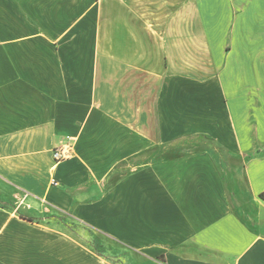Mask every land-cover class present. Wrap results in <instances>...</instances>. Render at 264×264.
<instances>
[{"label":"crops","instance_id":"crops-1","mask_svg":"<svg viewBox=\"0 0 264 264\" xmlns=\"http://www.w3.org/2000/svg\"><path fill=\"white\" fill-rule=\"evenodd\" d=\"M262 192L264 0H0V264H264Z\"/></svg>","mask_w":264,"mask_h":264},{"label":"built area","instance_id":"built-area-1","mask_svg":"<svg viewBox=\"0 0 264 264\" xmlns=\"http://www.w3.org/2000/svg\"><path fill=\"white\" fill-rule=\"evenodd\" d=\"M73 150V143L71 141L66 142L54 151V158L56 161H62L71 156Z\"/></svg>","mask_w":264,"mask_h":264},{"label":"trees","instance_id":"trees-1","mask_svg":"<svg viewBox=\"0 0 264 264\" xmlns=\"http://www.w3.org/2000/svg\"><path fill=\"white\" fill-rule=\"evenodd\" d=\"M260 197L264 199V192H262V193L260 194ZM21 217L24 218V219H27V220L33 221L32 218H27V217H24V216H22V215H21ZM99 254H100V253H99Z\"/></svg>","mask_w":264,"mask_h":264},{"label":"rangeland","instance_id":"rangeland-1","mask_svg":"<svg viewBox=\"0 0 264 264\" xmlns=\"http://www.w3.org/2000/svg\"><path fill=\"white\" fill-rule=\"evenodd\" d=\"M17 198H18V200H19V196H18V195L16 196V199H17ZM97 238L100 239L99 236L94 235V239L97 240ZM91 240H92V239H91ZM91 240H90V241H91ZM100 240H101V239H100ZM90 241H89V243H91ZM101 243H102V242H101ZM101 243L99 242V244H101ZM102 244H103V243H102ZM101 248H103V247H101Z\"/></svg>","mask_w":264,"mask_h":264}]
</instances>
